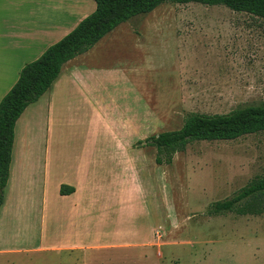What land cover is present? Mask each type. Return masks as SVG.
<instances>
[{
	"label": "rangeland",
	"instance_id": "rangeland-1",
	"mask_svg": "<svg viewBox=\"0 0 264 264\" xmlns=\"http://www.w3.org/2000/svg\"><path fill=\"white\" fill-rule=\"evenodd\" d=\"M115 31L136 35L130 44L123 43L122 57L116 58L123 69H136L129 77L148 101L144 133L136 134L139 120H125L132 130L131 190L138 209L154 212L157 202L163 210V264H174L171 256L179 264H264V213H213L215 203L264 175V132L232 141L192 142L170 165L155 163V148L135 147L151 135L179 129L190 113L226 114L264 102V20L224 6L168 3ZM88 124L87 118L56 117L47 159L42 148L37 151L36 186L31 184L28 196L25 188L13 204V222L11 210L2 219L0 249L13 252L1 253L0 264H74L72 254L41 250L66 230L63 219L72 206L56 193V184L67 177L83 185L94 175L99 201L109 205L122 172L115 159L117 136L112 137L122 133L99 121ZM30 170H24L25 185ZM12 234L18 238L12 241ZM171 241L178 245L167 246Z\"/></svg>",
	"mask_w": 264,
	"mask_h": 264
},
{
	"label": "crops",
	"instance_id": "crops-1",
	"mask_svg": "<svg viewBox=\"0 0 264 264\" xmlns=\"http://www.w3.org/2000/svg\"><path fill=\"white\" fill-rule=\"evenodd\" d=\"M95 9L92 0H0V101L16 83L27 63L39 58ZM115 30L86 53L65 63L51 87L35 103L27 106L16 121L9 178L0 206V228L3 217L10 210L13 222L12 206L18 204L19 195L23 196L26 188L28 196L31 184L36 186L37 180L32 173L37 168V151L42 148L47 159L56 117L63 116L68 121L77 122L87 118L88 126L99 121L105 127L114 128L112 131L122 133L112 134V137L117 136L114 138L119 155L115 159L122 168L120 175L116 176L118 188L112 192L110 204L103 205L99 201L100 188L94 186V175L83 185L67 177L58 181L56 193L71 201L72 206L64 215L66 230L58 240L46 241L41 250L72 254L74 264H163L166 261L162 251L165 247L161 234L163 210L157 202L154 212L138 209L131 190L132 130L130 123L126 129L125 120H139L136 134L144 133L141 121L148 119V101L146 92H138L137 85L129 77L136 69H123L116 58L117 55L122 57L123 43L130 44L136 35L132 31L120 33ZM137 108L141 112H137ZM27 166L31 167V172L25 185ZM49 166L50 161L45 171ZM140 174L135 172L136 178ZM62 185L74 191L61 195ZM42 195L47 197L45 189ZM15 212L18 215L19 210ZM46 212L47 208L43 206L44 216ZM16 236L11 235L12 241ZM167 244L178 245L174 241ZM10 252L13 250L0 249V254ZM170 258L174 264L181 263L174 256Z\"/></svg>",
	"mask_w": 264,
	"mask_h": 264
},
{
	"label": "trees",
	"instance_id": "trees-1",
	"mask_svg": "<svg viewBox=\"0 0 264 264\" xmlns=\"http://www.w3.org/2000/svg\"><path fill=\"white\" fill-rule=\"evenodd\" d=\"M95 11L83 19L60 41L49 46L39 58L27 63L18 80L0 101V206L9 178V166L15 123L23 111L35 103L54 83L65 63L94 47L102 38L134 17L153 12L163 4L196 3L224 6L264 20V0H92ZM264 132V102L233 109L226 114H188L182 126L173 131L151 135L136 146L155 148V163L170 165L175 154L182 153L192 142L232 141ZM73 188L61 186L67 195ZM214 214L231 212L239 216L264 213V175L252 179L231 199L215 203Z\"/></svg>",
	"mask_w": 264,
	"mask_h": 264
}]
</instances>
